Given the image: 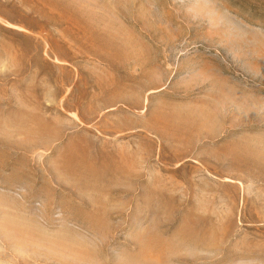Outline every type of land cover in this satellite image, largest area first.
<instances>
[{
	"label": "rangeland",
	"instance_id": "obj_1",
	"mask_svg": "<svg viewBox=\"0 0 264 264\" xmlns=\"http://www.w3.org/2000/svg\"><path fill=\"white\" fill-rule=\"evenodd\" d=\"M0 264H264V0H0Z\"/></svg>",
	"mask_w": 264,
	"mask_h": 264
}]
</instances>
